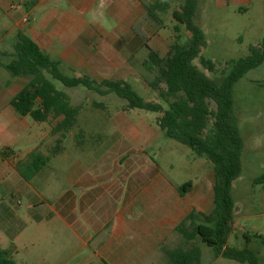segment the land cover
<instances>
[{
    "label": "crops",
    "instance_id": "crops-1",
    "mask_svg": "<svg viewBox=\"0 0 264 264\" xmlns=\"http://www.w3.org/2000/svg\"><path fill=\"white\" fill-rule=\"evenodd\" d=\"M148 5V0H0V248L16 264H170L166 250L191 244L200 247L203 263L202 243L185 239L178 225L191 211L208 214L214 207L209 159L194 160L201 171L189 186L172 183L147 152L153 127L139 113L131 118L139 108L124 101L110 107L94 93L87 99L100 105L83 102L68 137L50 154L59 137L50 129L62 116L36 121L11 104L27 82L5 68L15 57L19 32L60 60L67 73L143 79L139 71L149 48L161 47L164 56L171 45ZM81 99L82 94L70 95L71 103ZM34 149L48 157L29 176L28 154ZM262 155L243 147L242 158ZM238 177L232 186L238 238L245 222L248 231L264 235V182L254 183L256 175ZM255 188L263 208L251 211ZM220 257L213 253L214 261Z\"/></svg>",
    "mask_w": 264,
    "mask_h": 264
},
{
    "label": "trees",
    "instance_id": "trees-1",
    "mask_svg": "<svg viewBox=\"0 0 264 264\" xmlns=\"http://www.w3.org/2000/svg\"><path fill=\"white\" fill-rule=\"evenodd\" d=\"M148 10L152 14L149 5ZM196 13V0H183L180 8L173 10L172 14L187 29V40L184 43H172L164 56L149 48L143 62L145 70L154 72V76L153 79L143 77L142 80L166 102L167 108L159 102L145 100L124 79L97 80L88 75L65 72L60 60L51 59L22 32L18 33L14 45L15 57L6 63L5 68L12 76L27 78V82L12 98L11 104L20 114L30 115L36 121L62 116L50 129L51 134H59L55 145L48 150L50 154L57 153L63 140L68 137L89 93L102 96L114 93L130 108L155 112L158 127L164 136L209 159L215 173L214 208L208 214L191 211L178 225V231L185 239L196 238L212 247L216 256L261 264L256 250L250 244L254 242L264 248L263 234L243 232L240 235L245 240L242 247L229 246L227 241L234 221L232 186L241 173L244 147L238 117L234 113L232 91L238 79L264 61V36L258 45L251 48L249 55L231 61L229 71L216 80L192 63L205 44L204 33L193 19ZM201 63L209 70L215 67L210 60L201 59ZM56 81L61 82L63 87L57 88ZM80 89L85 92L82 101L79 104L71 103L70 95L77 94ZM93 104L100 105L98 100H94ZM210 122V130L205 133ZM5 153L2 151V154ZM47 157L37 149L28 154L29 176L45 164ZM253 182H264V173L254 177ZM190 184V181L184 183L185 186ZM165 252L170 264H200L201 261L197 244ZM0 264H16L2 248Z\"/></svg>",
    "mask_w": 264,
    "mask_h": 264
},
{
    "label": "rangeland",
    "instance_id": "rangeland-1",
    "mask_svg": "<svg viewBox=\"0 0 264 264\" xmlns=\"http://www.w3.org/2000/svg\"><path fill=\"white\" fill-rule=\"evenodd\" d=\"M148 2L154 18L157 19L155 25L163 41L166 44L184 43L188 38L187 29L183 24L177 22L172 14L173 10L180 8L183 0H148ZM196 9L197 13L193 19L204 33L205 44L201 48L200 54L192 60V63L207 76L219 80L229 71L231 61L249 55L251 48L258 45L262 40L264 36V0H196ZM147 44L151 46L149 40ZM157 51L163 55L161 47ZM201 59L212 61L215 66L214 69L206 68L201 63ZM139 72H143L145 78L153 79L154 72H149L145 68H140ZM20 79H25V77H20ZM125 80L145 100L159 102L164 108H167L166 102L159 98L157 93L147 86L142 79L128 77ZM55 84L59 89L63 87L59 81H56ZM81 94H85L82 89L78 90L75 95ZM232 94L234 113L238 117V126L245 148L253 152H264V62L247 71L238 79L233 86ZM93 97L108 103L110 107L124 101L114 93H109L105 97H99L94 93ZM91 98L92 96L86 99L85 103L91 104L90 102L93 101ZM88 105L85 107L91 106ZM133 111H131L132 119L138 118L139 113V120L151 125L154 129L146 148L148 154L155 156L162 164V173L172 183L182 184L193 180L197 171H201L195 164V161L200 159L198 155L188 146L164 136L158 127L155 112L144 109H136L138 112ZM210 126L211 122L205 133L209 132ZM54 145L55 143L52 147ZM207 163L212 168V175H215L212 162L208 160ZM241 167V174L238 179L260 175L264 172V158L243 157ZM206 170L205 166V172ZM258 194L259 191L255 188L252 195L254 205H252L251 211H258L263 208L258 199ZM211 196L213 206L215 205L213 203L215 192L212 193L211 191ZM237 216L238 213H234V227L232 226L227 243L229 246L242 247L245 240L242 237L238 238L240 230L239 225L236 224ZM245 224L246 222L242 224L244 226L243 231L251 233ZM250 247L256 250L260 263L264 264L262 245L253 242ZM201 248H203L202 264H248L225 257H220L214 261L212 247L202 243Z\"/></svg>",
    "mask_w": 264,
    "mask_h": 264
},
{
    "label": "built area",
    "instance_id": "built-area-1",
    "mask_svg": "<svg viewBox=\"0 0 264 264\" xmlns=\"http://www.w3.org/2000/svg\"><path fill=\"white\" fill-rule=\"evenodd\" d=\"M27 20H28V17L24 16L23 21H27Z\"/></svg>",
    "mask_w": 264,
    "mask_h": 264
}]
</instances>
